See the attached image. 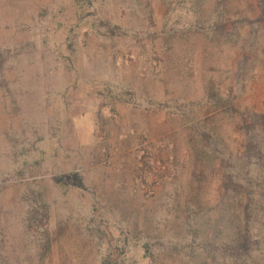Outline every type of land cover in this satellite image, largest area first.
<instances>
[{
	"label": "rangeland",
	"instance_id": "374dc122",
	"mask_svg": "<svg viewBox=\"0 0 264 264\" xmlns=\"http://www.w3.org/2000/svg\"><path fill=\"white\" fill-rule=\"evenodd\" d=\"M0 264H264V0H0Z\"/></svg>",
	"mask_w": 264,
	"mask_h": 264
}]
</instances>
